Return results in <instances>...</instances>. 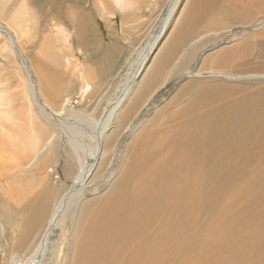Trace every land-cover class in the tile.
Wrapping results in <instances>:
<instances>
[{
    "label": "bare ground",
    "instance_id": "6f19581e",
    "mask_svg": "<svg viewBox=\"0 0 264 264\" xmlns=\"http://www.w3.org/2000/svg\"><path fill=\"white\" fill-rule=\"evenodd\" d=\"M116 2L118 6L130 4L129 0ZM176 3L177 0H170L159 35L140 57L121 95L105 109L100 123H96L98 131L86 136L94 146L88 159L79 155L83 150L78 141L81 135L64 129L65 116L58 114L65 109L69 97H64L55 111L47 100V104L39 100L36 95L39 87L36 89L37 85L31 80L37 108L61 123L70 147L77 153L79 168L69 190L55 207L41 239L21 264L39 261L47 234L58 222L56 214L65 212L71 203L70 198L81 193L96 163L102 141L116 135L130 112L160 80H165L167 67L183 45L196 33L226 24L227 2L188 0L170 37L163 41V46L159 45L155 58L144 65L170 21ZM232 3L242 8L245 19L251 17L253 9L258 6L261 9L262 0H232L229 4ZM234 8L231 12L236 11ZM18 13L21 14L20 10ZM88 17H82L76 30L80 36L88 33ZM1 29L9 32L0 24ZM56 34V41H69L62 28L59 27ZM261 35H264V30ZM8 36L13 40L12 35ZM235 44L209 55V65L220 71L212 72V77L221 73L223 77L233 79L230 73H225L229 70L246 73L242 75L248 78H262L258 74L264 71V40L254 42L246 39ZM57 50L58 56L64 58V53L67 54L62 47ZM18 56L29 71L21 54ZM207 62L198 71L204 69ZM48 69L42 67L38 75L48 89L51 88L54 97L51 99L56 101L60 99L56 78L61 74H53L55 72ZM139 77L140 80L136 81ZM198 82L193 79L179 88L173 101L182 104L157 124L152 138L143 137L135 142L111 188L80 207L73 229V249L66 257L67 264H264V195L255 196L264 184V86L241 88L214 78ZM85 85L86 88L90 86L87 81ZM193 87L197 88L196 91L188 93ZM185 95L189 97L183 101ZM47 105L49 110H46ZM120 109L121 115L113 122ZM113 124L112 130L107 131ZM45 146L50 147V143ZM255 158L258 159L256 166L246 172L249 176L241 182L236 178L241 185L234 188L236 182L229 174L239 166L244 168L250 159ZM234 160L243 161L239 164ZM16 192L20 199L23 190ZM39 202L34 203L32 211L24 219V228L17 238L18 245L27 240L44 212ZM184 249L187 254L182 258Z\"/></svg>",
    "mask_w": 264,
    "mask_h": 264
},
{
    "label": "rangeland",
    "instance_id": "374dc122",
    "mask_svg": "<svg viewBox=\"0 0 264 264\" xmlns=\"http://www.w3.org/2000/svg\"><path fill=\"white\" fill-rule=\"evenodd\" d=\"M187 1L177 0L170 21L144 65L155 58L159 45L163 46V41L170 37ZM221 1L227 2L226 24L193 35L171 60L164 73L165 80H160L130 112L116 135L102 141L101 151L97 153L98 158L81 193L79 196L75 193L70 198L71 203L69 207L66 206L65 212L56 214L58 222L47 234L46 246L35 264H67L66 257L73 249V229L80 207L111 188L135 142L143 137L152 138L157 124L182 104L174 102L173 98L184 83L193 79L206 82L214 78L227 81V85H240L241 88L264 86V71L258 74L262 78L254 79L242 75L246 73L229 70L225 73H230L233 79L225 78L221 73H215L212 77V72L219 70L209 65L210 56L246 39L254 42L264 40V35L260 36L264 30V0L261 9L259 6L258 10L254 7L256 10H252L249 19L243 18L242 8L238 7L239 12L233 6L234 3L229 4L232 0ZM129 2L128 6L120 7L116 0H0V24L9 30H0V264H17L18 260L21 264L29 257L79 168L77 153L70 147L61 123L47 117L37 108L31 80L37 85L36 89L39 87L36 94L39 100L53 104L50 107L55 108V111L62 99L69 97L65 109L58 114L65 116L64 129L79 132L81 137L78 141L83 147L79 155L88 159L94 146L86 136L98 131L96 123H100L105 109L123 92L140 57L159 35L170 4V0ZM233 8L237 14L231 12ZM84 15L89 16L88 33L80 36L76 30ZM240 18L244 21H240ZM59 27L68 35L67 43L56 41ZM8 35H12L14 42ZM10 41L15 46L12 47ZM61 47L67 52L64 58L58 56L57 49ZM18 53L25 60L29 71L25 69ZM204 62L208 64L198 71ZM42 67L53 70V74H61L56 78L60 97L56 101L51 99H54L51 88L48 89L39 78ZM139 80L140 77L136 78V81ZM86 81L90 85L87 88ZM195 87L188 93L193 91V94L197 89ZM185 96L183 101L190 94ZM124 103H127L126 100ZM49 105L46 110L50 109ZM121 112V109L116 112L113 122L117 121ZM114 125L106 130L111 131ZM46 143H50V147H46ZM242 161L234 160L239 164ZM257 163V158L250 159L244 168L239 166L229 174L236 182L234 188L241 185L239 181L249 176L246 172L252 171ZM263 185L256 197L264 195ZM21 190L23 194L19 195V199L16 191ZM38 201L44 212L27 240L18 245L17 238L24 228V219ZM183 253L182 258L187 250L184 249Z\"/></svg>",
    "mask_w": 264,
    "mask_h": 264
}]
</instances>
